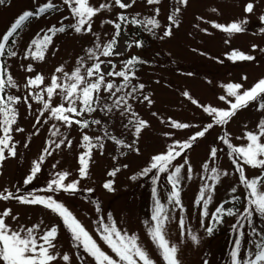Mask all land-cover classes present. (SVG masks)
<instances>
[{
    "label": "rangeland",
    "instance_id": "obj_1",
    "mask_svg": "<svg viewBox=\"0 0 264 264\" xmlns=\"http://www.w3.org/2000/svg\"><path fill=\"white\" fill-rule=\"evenodd\" d=\"M43 2L44 0H5L4 4H0V35L6 32L23 11L34 10ZM53 2L60 10L40 18H33L16 38V43L11 45L12 50L17 52V56L5 55L1 58L2 63H5L7 74H10L17 84L16 88L5 89V93L21 99L14 105L17 110V119L11 133L17 155L11 157L7 156V150L5 152L7 159L0 164V192L6 194L10 191L16 195L29 193L41 196L52 195L58 201L65 203L93 233H95V225L92 222L98 216L93 201H99L102 206L100 215L111 212L118 227L130 234H136L156 264H164L159 250L150 240L147 227L143 223L145 220L150 221L151 216L149 209L146 208L149 206L148 200L153 185H149L145 180L152 174L143 177L139 173L149 165L151 157L166 151L168 145L174 141L182 143L188 140L211 121L201 106L219 109L229 107L227 101L220 99L221 96H227L226 85L239 83L244 86V89H248L264 78V32L261 31L264 29V21L260 19L264 16V0H188L186 5L179 3V0H160L159 4L152 5L148 4L147 0H136V3L128 9L119 8L114 5L113 0H89L93 7H99L102 3L112 4L109 9L102 10L93 17V32L76 33L67 29L65 33H57L53 37V44L49 45V50L45 52L44 60H33L30 56L24 59L25 51L31 40L36 38L37 33L42 37L53 25L61 26L76 22L67 6L63 4V0H53ZM248 3L254 5L252 13L245 11ZM157 8H159L158 14L155 11ZM177 8H179L178 12ZM120 14L127 16L129 21L133 17L138 21L155 18L160 25L148 31L151 25L145 23H122L121 35L117 37L115 46V51L120 55L104 57L99 54V51L97 52L99 61H104L101 63L102 71L124 70L123 56L137 54L140 57L142 64L134 70L135 76L131 78V85L143 84L144 88L138 90L134 97L128 98L132 110L140 119L147 122V127L142 130L139 138L124 127L131 118L130 114L122 117L120 110L117 109H113L111 113L102 112L99 109L94 113H85L83 119L101 120L100 125L90 124L88 128H81L76 124L68 127L52 118L48 111H44L41 116L43 105L32 99L30 93L40 94L41 89L50 84L53 74L63 79L62 74L57 73L56 69L63 66L64 71L70 74L80 66L81 59L84 65L81 72L86 74V68L97 62L96 58L89 59L87 50L95 47L97 36L101 45L110 41L115 34V28L114 24L107 21L120 22L118 19ZM65 16L68 17L67 20L63 19ZM169 16H174L177 23L173 24L168 19ZM245 20L247 23L242 33L230 34L214 27L215 24L226 26L232 22ZM169 27L171 35L164 36V30ZM144 37L147 39L146 45L135 46L134 42ZM131 42L133 46L128 47L127 45ZM233 50L252 55L254 60L233 61L229 59ZM109 60L112 65H115L114 69L108 66ZM28 64L32 65L33 71H26ZM37 74L43 76V84L26 88L27 80L34 78ZM107 80L117 85L122 83L120 77L106 76ZM124 91H130V88ZM185 92L189 95L185 96ZM123 94L124 92L118 93V95ZM26 96L29 97L27 103L24 102ZM144 96H148L152 103L144 101ZM44 98L47 99L46 95ZM113 99L114 97L109 98L106 92H102V104L111 105ZM192 100L198 103L193 104ZM52 101L53 106L65 103L58 95L53 96ZM28 104H31V108ZM65 106L67 107L66 104ZM38 116L40 123H37ZM75 118L81 119V117ZM261 119H264V110L259 109L258 102H253L248 108L240 110L227 125L214 126L205 137L199 138L191 149L186 150L185 155L192 168V178L188 179L185 169H182L180 187L184 211L181 212L179 208H176L173 212L172 206L168 205L170 215H174L176 219L170 220L166 226L168 239L179 249L178 257L181 264H204L205 261L208 264H230L232 241L229 232L238 217L225 214L222 222L215 227L214 233L208 235L205 227L201 225V220L203 219L204 225L207 226L211 223L210 217H202V204L197 206L194 202L199 195L201 185L206 182L209 185L215 184L212 201L208 208L210 214L222 203L225 208H239L242 211L246 203V193L239 184L235 171L229 163L225 147L218 137L225 128L234 146L246 145L245 133L258 131L257 125ZM172 121L190 124L192 127L175 129L171 127ZM16 127L23 131H15ZM56 129H59V133L53 136L52 133ZM84 134L92 137L93 143H96L95 137H104L101 141L104 147L92 150L89 176L82 179L78 169L79 156L86 151L82 147ZM111 136L124 141L125 144H132L135 141L134 148H138L139 152L130 151L123 145H118L109 138ZM65 138L72 141L71 147L65 144L60 149H55V144L52 142L58 143ZM46 147H49L52 155L45 154V160L37 178L30 184H24L23 181L30 173L33 162L38 160ZM212 147L219 150L214 162L209 159ZM205 162L209 163L210 168L218 167L219 171H226L228 175L222 176L218 183L208 179L212 173L203 170L202 165ZM183 163V158L173 161V164ZM125 165L127 167H124ZM117 168L120 170L114 177H110L109 172ZM58 172L69 173L65 183L78 180L80 191L74 196L63 191L56 193L43 191ZM245 174L253 178L260 175V171L245 166ZM133 175L137 176L136 180L131 179ZM108 180L114 181V192L103 188V184ZM233 186L237 187L236 193L230 191ZM156 187L161 202L167 205V195L171 185L167 182L165 173ZM89 188L94 192L88 193L86 189ZM234 195H240L241 199L233 202ZM5 209H11L12 214L18 217V220L10 218L6 220L14 229H18L21 225L30 227L41 221H43L41 230L53 224L60 225L56 241L57 249L61 253L72 256V264H78L75 259L77 250L72 247L70 235L55 214L43 206L21 204L14 199L0 200V213ZM181 215L186 225L184 236H181L179 229ZM253 224L257 230L264 228V218L255 214ZM187 229H191V232L198 236L199 243L191 240ZM244 231L248 233V239H251L247 225ZM251 247L250 244L246 245V248ZM105 250L107 251L106 247Z\"/></svg>",
    "mask_w": 264,
    "mask_h": 264
},
{
    "label": "snow or ice",
    "instance_id": "obj_2",
    "mask_svg": "<svg viewBox=\"0 0 264 264\" xmlns=\"http://www.w3.org/2000/svg\"><path fill=\"white\" fill-rule=\"evenodd\" d=\"M5 0H0V4H4ZM114 5L121 9L131 8L136 0H113ZM147 3L159 4L160 0H147ZM179 3L186 5L188 0H179ZM63 4L67 6L70 14L75 18V23L56 26L53 25L48 28L47 32L41 37L37 33L36 38H33L28 45L24 59H28L30 56L33 60H44L45 52L49 50V45L53 44V37L57 33H65L67 29H71L76 33L93 32V17L100 11L109 9L112 4L102 3L99 7H93L89 0H63ZM57 4L53 0H44L34 10L23 11L15 20L11 23L6 32L0 35V58L5 55L10 57L17 56V52L12 50L11 45L16 43V37L23 31L26 22H30L32 18H40L49 14L50 12L59 11ZM156 13H159L157 8ZM179 11V8L176 9ZM247 13L254 11L253 3H248L245 7ZM67 20L68 17H63ZM120 22L107 21L114 24L115 34L106 44L101 45L99 43V37H96L97 43L94 48H89V59L96 58L97 62L93 63L90 67L86 68V74H82L81 68L83 60L79 61L80 66L76 67L70 74L65 72L63 66L56 69L57 73H61V76L53 74L51 82L45 88H42L40 94L30 93L32 99H35L42 103L43 110L40 115H43L44 111L50 112L52 118L59 120L64 125L71 127L73 124L79 125L81 128H88L90 124L100 125L101 120L93 119L91 121L83 119L85 113H94L98 109L102 112L111 113L113 109L120 110V116L130 114L127 124L124 125L126 129L132 132V135L139 138L142 130L147 127V122L140 119L137 114L132 110V105L128 102L129 97H134V94L138 90H143L144 85H131V78L135 76L133 68L138 60L137 57L130 58L126 64L124 70H101V63L97 57V52L104 57H111L113 55H120L115 51L117 44V37L121 35L122 23H145L151 25L148 31H152L158 28L159 21L155 18L148 19L146 21H138L133 17L131 21L128 17L120 14L118 16ZM168 19L177 23L174 16H169ZM261 21H264V16L260 17ZM247 21L232 22L228 25L215 24L214 27L221 29L227 33H242L245 31L244 25ZM86 26V27H85ZM264 32V29H261ZM171 35V28L164 30V36ZM163 38V37H161ZM135 46L140 47L141 42L135 41ZM128 47H132V44H128ZM229 59L233 61H252L254 57L247 55L241 51L233 50ZM108 66L114 69L115 65L111 64V60L107 61ZM26 71H33L32 65L28 64ZM107 77H120L122 83L117 85L111 80L106 81ZM94 78V79H89ZM247 79V77H244ZM44 78L40 74H37L34 78H29L25 85L26 88H32L43 84ZM17 84L10 74H7V69L4 63L0 62V164H2L7 156L15 157L17 155L15 144L12 142L13 125L16 123L17 110L15 104L20 102V97L7 95L5 89L16 88ZM130 88V91H124ZM227 96H221L220 99L227 101L229 107L227 109H219L211 106H201L203 112L207 113L211 118L201 130L196 131L188 140L184 142L174 141L168 145L167 150L158 153L151 157L150 163L140 173V176L148 177L151 175L152 189L151 196L153 199V207L151 211L150 221L145 220L143 223L147 227V234L152 243L159 250L160 256L164 264H181L178 257L179 249L175 243H172L168 239L166 226L172 219H176L174 215H170L168 205L172 206L174 212L176 208H179L181 212L184 211L181 200V171L185 169V175L188 179L192 178V168L185 155L186 150L192 148L194 142L199 138L205 137L207 133L214 126L227 125L233 117L237 115L240 110L248 108L253 102H258V107L264 110V78L258 80L252 87L244 89V86L239 83H229L226 85ZM102 92H106L109 98L114 97L112 104L101 103ZM124 92L123 95L118 93ZM47 97L45 99L44 97ZM61 96L65 103L53 106V96ZM185 96L189 94L184 93ZM234 98V99H232ZM29 97H24V102L27 103ZM189 99L191 97L189 96ZM144 101L149 104L152 103L148 96L143 97ZM193 104H197L196 100H192ZM67 105V107L65 106ZM31 108V104H28ZM155 115V114H154ZM75 117H81L76 119ZM37 123H40L39 116L37 117ZM55 128V126H53ZM171 127L175 129H187L192 127L190 124L179 123L176 121L171 122ZM258 131H247L245 137L247 140L246 145L234 146L228 133L218 137L224 145L227 146L229 152L227 153L232 158V163L235 166V171L239 173V184L243 186L245 190V205L242 211L239 208L228 207L222 203L215 208V211L211 214L208 211L209 204L212 201V193L215 189V184L209 185L204 183L201 185L199 195L195 200L197 206L202 204V217H210L211 223L207 226L204 225L203 219L201 220L202 227H205V231L208 235L214 233L215 227L222 222L223 216H237L238 219L235 224L232 225V230L237 233L236 239L232 242V248L230 250V264H264V228L257 230L253 224V217L258 214L259 217L264 218V119H261L257 125ZM15 131L22 132L23 129L16 127ZM59 133V129L53 131V136ZM107 136V133H105ZM165 135H170L165 133ZM114 140L118 145L128 148L130 151L134 150L139 152L138 148H134L132 144H125L124 141L117 139L114 136L109 137ZM104 137H95L96 143H93V138L87 134L82 136L83 145L86 149L79 156V169L78 174L80 178H87L89 176V161L92 158V150L94 148L103 149L104 145L101 142ZM55 149H60L62 145L71 147L72 141L67 138L61 139L58 143L53 141ZM7 150V156L5 152ZM218 149L212 147L210 149L209 159L215 161L218 156ZM46 155H52V151L49 147L43 150L38 160L33 162V166L30 173L24 179V184H30L37 178V174L41 171V165L45 160ZM125 154L126 153H122ZM177 158H183V164H173ZM187 165V168H185ZM245 166L258 169L260 175L253 178H249L245 174ZM55 167V165H53ZM124 167H127L125 165ZM204 171H210L212 175L208 179L214 182H220L222 176H227L228 173L219 171L218 167L209 166L208 162L202 165ZM120 169H114L109 172L110 177H114ZM155 170V171H154ZM165 173L167 182L171 185V190L167 195L168 204L165 205L161 202L157 190V182L161 179L160 174ZM69 176L68 172H58L55 174V178L50 180L46 189L43 191L56 193L63 191L64 193L74 196L79 188V181H72L65 183L66 178ZM132 180H136L137 176L133 175ZM204 179V177H202ZM103 188L109 192H114V181L108 180L103 184ZM19 191V190H17ZM88 193L94 192L93 189H86ZM230 191L232 193L237 192V187L233 186ZM16 200L21 204L27 205H40L51 213L55 214L59 218L64 229L70 235L72 247L76 249L75 259L78 264H156V261L151 257L149 251L140 242V238L136 234H130L128 231L118 227L116 220L113 218L111 212H106L100 215L102 212V206L99 201H93L95 205V212L98 214L97 219L92 223L95 225V233L89 231V229L77 218L76 215L65 205V203L58 201L52 195L41 196L33 193L27 195H16L13 192H0V200ZM241 199L240 195H234L232 201L236 202ZM18 220V217L12 214L11 209H5L0 213V264H72L73 257L68 253H61L57 249V237L60 232V225L53 224L45 229L41 230V224L43 221L37 224H33L30 227L23 225L18 229L12 228L6 220ZM245 225L250 230L251 239H248V233L244 231ZM179 229L181 236L185 235L186 225L184 218L181 215L179 217ZM38 230H40L38 232ZM187 234L190 236L194 243H199L198 236L191 232V229H187ZM258 237V239L256 238ZM252 245L251 248H246V245ZM107 248V251L105 250ZM82 250V251H81ZM204 264H208L207 261Z\"/></svg>",
    "mask_w": 264,
    "mask_h": 264
},
{
    "label": "trees",
    "instance_id": "obj_3",
    "mask_svg": "<svg viewBox=\"0 0 264 264\" xmlns=\"http://www.w3.org/2000/svg\"><path fill=\"white\" fill-rule=\"evenodd\" d=\"M58 6V5H57ZM59 8V7H58ZM53 13H55V12H50L49 14H53ZM46 15H48V14H46ZM45 15V16H46ZM33 20V18L30 20V21H32ZM29 22H26V25H25V27L27 26V24H28ZM24 27V28H25ZM138 31H139V29H138ZM22 32V31H21ZM21 32L19 33V34H21ZM139 33V32H138ZM19 36V35H18ZM17 38V37H16ZM15 38V39H16ZM140 42H141V45L142 46H145L146 45V43H147V39L144 37L143 39H141L140 40ZM132 57H137L138 58V60H137V62H136V64H135V66H134V68H133V71L134 70H136V69H138L140 66H141V64H142V62H141V60H140V57L137 55V54H130V55H128V56H123V60H122V62H123V65L125 66V64H126V62L130 59V58H132ZM225 133H226V129L224 128L223 130H222V132H221V136H223V135H225ZM224 145V144H223ZM224 147H225V150H226V152L228 153L229 152V149L227 148V146L226 145H224ZM228 155V154H227ZM228 160H229V163L231 164V166H232V168L234 169V171H235V166L233 165V163H232V158H230L229 157V155H228ZM163 174L164 173H161L160 174V176H163ZM235 174H236V176H237V178H238V176H239V173H237L236 171H235ZM145 181H147L148 182V184L149 185H152V180H151V176H149ZM239 181V180H238ZM242 186V185H241ZM243 187V186H242ZM152 207H153V199H152V196H151V193H150V196H149V206H148V208H146V209H149V212L151 213V211H152ZM151 215V214H150ZM237 221V220H236ZM236 223V222H235ZM234 223V224H235ZM229 235H230V237H231V241L233 242L235 239H236V237H237V233L236 232H234L233 230H232V227H231V230H230V232H229ZM233 246V245H232Z\"/></svg>",
    "mask_w": 264,
    "mask_h": 264
}]
</instances>
